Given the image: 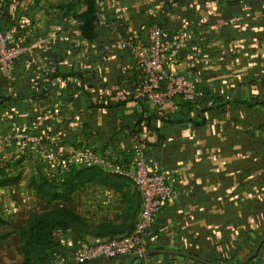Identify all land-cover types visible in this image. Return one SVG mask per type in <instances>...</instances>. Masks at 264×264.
Here are the masks:
<instances>
[{
    "label": "crops",
    "instance_id": "1",
    "mask_svg": "<svg viewBox=\"0 0 264 264\" xmlns=\"http://www.w3.org/2000/svg\"><path fill=\"white\" fill-rule=\"evenodd\" d=\"M155 27L180 45L178 59L163 69L191 80L193 100H148L141 61L129 49L144 50ZM0 28L23 49L0 71V168L7 176L37 184L51 172L95 166L88 165L94 156L120 164L140 150L174 196L149 228L147 250L211 264H237L250 253L264 234V0H0ZM104 188L91 197L93 233L79 241L125 236L134 225L136 213L125 216L128 194ZM66 233L56 264H73L79 247ZM133 264L201 263L155 254ZM246 264H264V243Z\"/></svg>",
    "mask_w": 264,
    "mask_h": 264
},
{
    "label": "built area",
    "instance_id": "2",
    "mask_svg": "<svg viewBox=\"0 0 264 264\" xmlns=\"http://www.w3.org/2000/svg\"><path fill=\"white\" fill-rule=\"evenodd\" d=\"M162 35V31L155 27L150 31L148 46L144 50L138 51L132 47L129 49L130 54L141 61L143 85L148 90V100L153 106H161L167 99L176 96L193 100L197 93L191 80L183 75L168 74L163 69L166 62L178 59L180 45L165 41ZM121 48L128 46L122 44ZM22 53V48L10 44V33L0 28V71H8ZM160 81L164 83L162 89ZM14 137L32 145L39 143V138L33 135L16 133ZM88 165L105 167L112 174L130 180L140 197L139 213L133 230L128 235L100 243L82 244L76 249L71 263L84 264L99 259L128 258L131 254L147 250L146 236L149 228L169 200L174 198L164 175L157 169V163H148L141 151L136 150L133 159L127 163L109 164L105 159L94 156Z\"/></svg>",
    "mask_w": 264,
    "mask_h": 264
},
{
    "label": "rangeland",
    "instance_id": "3",
    "mask_svg": "<svg viewBox=\"0 0 264 264\" xmlns=\"http://www.w3.org/2000/svg\"><path fill=\"white\" fill-rule=\"evenodd\" d=\"M166 73L171 74L166 71ZM173 74V73H172ZM171 74V75H172ZM160 75V74H159ZM162 77V76H161ZM26 157L24 158V160ZM35 160L36 158H30ZM27 163L23 165L22 172L26 170H31L30 166ZM94 167V166H89ZM87 167V168H89ZM73 168L70 167L65 171H56L51 172L50 176L58 177V181H53L52 183L44 185L43 191L39 192L36 190L39 184L32 183L27 178H17L13 180L10 185H4L9 188H1L0 192V264H24V253L21 246V229L24 227L28 219L38 213H43L49 210L54 209H67L72 212L80 214L82 220L84 221L80 225V230L82 232H75L77 240H80L79 234H92L93 233V224L91 221L96 220L93 218L95 214V206H92L91 197L94 196L97 192L105 193L106 186H110L113 189H110L112 192H126L128 194L127 201V215L126 219L131 221L134 214L136 213V218L139 213L140 199L138 193L134 188L132 182L128 179L114 180L113 177L105 179L104 182H99L98 186L95 184L96 180L82 184L81 187L77 188L75 193L71 194L69 197L60 196L62 192L67 193V186H63V182L60 180H67L69 172L73 171ZM41 177V176H39ZM121 179V178H120ZM70 191V188H69ZM116 195V193H115ZM120 199L114 200V207H117ZM101 211V209H100ZM76 214V215H77ZM136 221V220H135ZM134 221V224H135ZM132 222L128 225V228H132ZM95 228V227H94ZM78 229V228H77ZM70 234V233H69ZM78 234V237H77ZM74 235V236H75ZM57 241L61 249V235L57 233ZM60 238V239H59ZM87 244L85 241H79L78 245ZM57 248L51 254V263L56 264L58 257L56 252Z\"/></svg>",
    "mask_w": 264,
    "mask_h": 264
},
{
    "label": "trees",
    "instance_id": "4",
    "mask_svg": "<svg viewBox=\"0 0 264 264\" xmlns=\"http://www.w3.org/2000/svg\"><path fill=\"white\" fill-rule=\"evenodd\" d=\"M72 170L73 171L69 172L66 181H64V179L60 180V182L64 183L63 186L68 187L67 193L62 192L60 196L63 195L64 197H69L77 191V188L81 187L82 184L93 180L104 182L106 177H113L114 180H119L118 176L104 172L101 168L95 166L86 169ZM16 179L17 177L12 178L7 176V173L0 168V187L10 185L12 181H15ZM58 180L57 176H53L50 179H46L42 176L39 181V184L41 185H38L36 190L42 192L44 185L48 184V182L52 183L53 181ZM83 222L84 221L80 216L63 208L32 215L21 229V246L25 256L24 264H50L51 254L54 253L53 250L57 248L58 252H56V254L62 252L57 241V233L68 234L66 232H70V234L74 236L75 232H82L80 230V225H82ZM133 227L131 231L133 230ZM74 237H76V235Z\"/></svg>",
    "mask_w": 264,
    "mask_h": 264
},
{
    "label": "water",
    "instance_id": "5",
    "mask_svg": "<svg viewBox=\"0 0 264 264\" xmlns=\"http://www.w3.org/2000/svg\"><path fill=\"white\" fill-rule=\"evenodd\" d=\"M264 243V234L260 237V239L258 240V242L256 243V245L254 246V248L250 251V253L244 257L239 263L237 264H246L248 261L252 260L253 258H255L257 256V254L259 253L262 245ZM155 254H170V255H176V256H181L184 258H188L191 259L193 261L199 262L201 264H211L209 262H205L199 258H197L196 256H193L191 254L185 253V252H181V251H174V250H154V249H148L145 250L141 253H134L131 254L125 264H133L134 261L138 260V259H143Z\"/></svg>",
    "mask_w": 264,
    "mask_h": 264
}]
</instances>
